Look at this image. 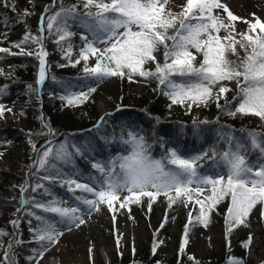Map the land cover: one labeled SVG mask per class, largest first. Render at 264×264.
Segmentation results:
<instances>
[{"label": "snow or ice", "instance_id": "snow-or-ice-1", "mask_svg": "<svg viewBox=\"0 0 264 264\" xmlns=\"http://www.w3.org/2000/svg\"><path fill=\"white\" fill-rule=\"evenodd\" d=\"M0 8L16 13L14 21L23 23L25 28L22 38L16 41L9 40L8 32L0 33V44L9 43L8 47H0L3 54L0 63L6 56H34L39 62L36 84L43 86L49 55L45 40L52 38L72 67L81 66L83 75L75 81L51 78L53 85L63 93L52 95L62 105L84 104L108 78H127L133 82L134 77H142L157 82L161 94L171 101L169 107L182 105L190 110L193 105L208 107L214 103L222 115L250 114L264 121V20L255 13L251 20L238 17L221 0H186L179 12L173 10L169 0H77L67 6L63 0H59L58 5L54 0L44 8L37 33L33 34L25 19L32 14L27 9L21 14L8 0H0ZM12 20L5 15L3 26L8 28ZM238 20L247 25L246 31L237 30L235 22ZM73 27L80 30L81 44L75 59ZM13 48L19 51H12ZM238 48L243 50V56L239 55ZM161 49L162 62L157 55ZM197 55L202 59L198 61ZM93 59L94 63L90 64ZM0 76L8 78L11 73L0 68ZM229 83H234L236 88L231 101L227 98L231 91ZM40 92L41 88L29 84L25 94L31 99L33 93L39 95ZM7 95L9 85L4 84L0 86V99ZM5 113L17 115L13 107L0 103V119L5 118ZM19 115H23V110ZM113 115L105 112L94 127L87 130L92 138L82 143H69L67 138L63 142L51 139L55 132L43 117L40 118L41 130L27 134L34 160L24 182L14 186L20 192L19 207L16 219L10 221L13 231L0 230V251L3 252L0 264H19L15 249L31 246L33 241L39 247H31V255L26 260L29 264H39L65 231L86 223V216L101 211L105 205L115 213L117 204L124 208L128 203H139L141 197L148 198L149 208L151 201L161 195L167 199L169 207L176 203L198 204L196 219L205 227L212 209L228 198L225 222L229 235L237 226L249 227V218L258 206V222H264V131H247L237 136L234 129L220 125L216 135L226 147L213 146L192 155L184 153L179 146H168L173 142L158 132L147 137L134 124L120 125L119 135L113 130L110 137L102 129ZM209 123L194 119L192 135L201 137V125ZM216 123L219 124V117ZM185 128L186 125L180 126L179 135L186 134ZM33 135L49 139L38 148ZM97 137L103 141L105 150L116 143L119 152L116 155L109 152L107 157L97 159ZM175 143L178 145L179 141ZM157 144L161 149L159 158L152 155ZM250 155H255V159ZM77 157L90 164V172L79 171ZM33 176L38 181L35 184L31 182ZM57 184L66 188L74 206L56 196L53 189ZM41 189L42 195L50 199L36 198ZM35 210H40V214ZM21 212L28 218L33 240L21 238ZM5 237H10L6 246ZM187 243L186 225L181 252ZM252 243L253 235L249 233L242 247L250 250ZM155 250L154 244L153 253ZM91 251L90 248V255ZM228 264H244V260L230 258Z\"/></svg>", "mask_w": 264, "mask_h": 264}, {"label": "rangeland", "instance_id": "rangeland-1", "mask_svg": "<svg viewBox=\"0 0 264 264\" xmlns=\"http://www.w3.org/2000/svg\"><path fill=\"white\" fill-rule=\"evenodd\" d=\"M236 1L238 2L237 4ZM221 2L227 3L229 9L238 17L251 20L252 14L255 13L257 17L264 20V0H221ZM53 3L54 0H33V2L27 6L29 13H32L35 17L33 24H31V20L28 16L25 17L27 26L31 28L33 34L37 33L39 28V17L43 13L44 8ZM169 3L173 6L174 11L179 12L181 10V5L186 3V0H169ZM5 15L13 18L8 28L3 26V18ZM224 15L226 16V14ZM14 17V13L11 12L10 9L4 10L0 8V33L8 32L9 40L11 41L22 38L25 32L24 24L15 22ZM235 23L238 31L244 32L247 30V25L240 20ZM72 30L76 32V36L72 39L74 45L73 59H75L81 47L79 38L80 30L76 27H73ZM45 35L47 36V33H45ZM8 46V42L0 44V47ZM45 49L49 53L47 57V81L51 76L52 72L50 71L53 70L52 66L60 65L68 61L63 58V55L53 43L52 38H47L45 40ZM12 51L19 50L13 48ZM27 57L28 56L22 55L8 56L7 64H0V68H3L5 73H10L12 62L18 63L20 60ZM198 57H200V55H197V58ZM91 63H94V59L90 60V64ZM35 65L37 80L39 62L37 61ZM82 75V68L80 66L79 73L68 76V79L75 81ZM149 82L148 79L134 77V81L129 82L125 88L121 86L119 80H116L115 77L108 78L84 104L70 107L66 104L62 105V102L58 99L60 111L62 112L61 114H63V112H73L82 122H87L88 125L85 128L89 130L94 127L105 112L113 113L114 116H117L119 113L126 112L130 109H138L144 95L146 96V100L150 102L160 103L165 99L170 105L171 101L161 94L159 88L152 89L151 92L146 95ZM4 84L9 85V95L0 99V103H4L8 107H13V113L17 115L5 113V118L0 119V152L3 153L0 157V194H6V202H4L0 208V228L2 229L8 226L12 227L10 221L16 219V208L19 207L16 200L20 198V192L18 187L14 186H19L24 182L29 172V165H31L34 160L31 146L27 142L28 137L25 135L19 136L22 132L28 133L32 130L31 121H38L41 124L40 118L43 117L44 121L49 123L50 127L55 132V136L51 137V139L57 142H63L65 138L69 140V143L74 141L78 142L77 138L75 139L74 137L70 140V137H68L69 135L66 134L62 128L51 125L52 105L49 96L42 92V87L44 85H39V88H41L40 94L34 100H30L27 98L28 95L25 94L28 84H17L11 81L10 77L5 78L4 76H0V86ZM228 86L231 91L227 93V98L232 99V97L236 95V88L234 83H229ZM78 90L79 89H73V91ZM125 98L126 101L123 102ZM102 103H105L107 106V111L105 112L101 110ZM117 108L120 110L117 111ZM185 108L187 107L182 105H171L168 120L171 122H181V113ZM204 108V106L197 107L193 105L192 109L194 112L191 121L196 119L198 122L207 120L210 123H215L218 117L217 114L212 111L205 112ZM21 110H23V115H19ZM37 111L40 114V118H38L37 115L35 116L37 118L33 117L38 113ZM58 111L59 110L55 112ZM228 119V117L224 118V124L222 125L234 129V125ZM151 122L155 123L154 120ZM258 129L264 131V125L258 126ZM113 130H115L116 133L117 127L115 124H112L109 119L105 128L102 129V132L106 131L111 137ZM92 135L96 134L93 133ZM98 140L99 138L97 137L96 141ZM8 141H11V143H8ZM209 142V147H226V145L220 142L219 138L215 140L211 138ZM112 145L114 146V143H112ZM198 152L200 151H192L189 154L195 155ZM112 154L116 155V152L114 151ZM160 154L161 149L155 146L152 155L159 158ZM251 159L254 160L255 155H252ZM204 162L205 161H201V163ZM81 165L79 160H77V168L81 173L86 174V170L82 168ZM41 175H43V173H41ZM31 182L33 184L36 183L35 179L32 180V178ZM64 190H66V188L60 186L59 188L54 187L53 189L56 196L68 201L69 206H74L71 196L64 195ZM226 200V205L224 206L225 214L227 213V207L230 202L228 198H226ZM194 204L195 203L185 206L184 203H176L169 207L167 199L161 195L151 201V208H149V200L147 197H144L139 203H128L124 208H120L117 204L115 213L109 211L105 205L102 207L101 211L93 212L90 217L86 216V223L79 228L65 231L58 243L45 253L44 257L39 261V264L47 263L49 258L57 259L59 264H120L124 262L125 258L133 259L149 249L153 251L154 244L156 245L155 253L157 254L159 264H167L176 252L182 253L187 260H192L193 258L195 260L202 258L221 259L228 252L227 249L237 245L238 242L241 241L245 235H249V233L253 235V243L247 255L248 261L253 264L264 262V222H258L259 206L253 210V215L249 218V227L237 226L233 229L232 234L229 235L225 220L220 225L212 224L207 227L188 223L187 218ZM35 211L37 214H40V210ZM19 215L21 217L19 228V232L22 233L21 238L25 241L33 240L28 230V218L24 216L23 212ZM113 215H115V220H113ZM35 223L36 222L33 220V224ZM186 225L188 227V243L184 247L183 252H181L180 246L184 240ZM117 240H119V244H117ZM31 247H39V245L33 241L31 246H17L15 251L17 252L16 259L19 261V264H29L26 257L31 255ZM90 248L92 250L91 255L89 252ZM2 255L3 252L0 251V256Z\"/></svg>", "mask_w": 264, "mask_h": 264}, {"label": "trees", "instance_id": "trees-1", "mask_svg": "<svg viewBox=\"0 0 264 264\" xmlns=\"http://www.w3.org/2000/svg\"><path fill=\"white\" fill-rule=\"evenodd\" d=\"M33 0H8L9 4H15L17 6L18 11L23 14L24 10L27 9V6L32 3ZM65 6L74 4L77 2V0H63ZM56 3L58 5L59 1L56 0ZM82 12L83 9H80ZM16 13H14V16ZM28 18L31 20V24L35 21V17L33 14L28 15ZM255 35V34H253ZM238 53L240 56L244 55V52L242 49L238 48ZM162 54H163V49L160 50L159 53H157L158 57L161 59L162 62ZM230 59L235 60V56H230ZM7 59L8 56L5 57L4 62L0 63L1 65L7 64ZM202 56L198 57L197 60H201ZM37 61L34 56L23 58L20 60L18 63L12 62L10 66V80L19 84V83H25V84H31L33 85L34 88H37L38 85L36 84V65ZM66 65L65 67H58V65H54L53 70H51V76L48 78L47 82L45 83V86L42 90V92L49 96V100L52 105V121L51 125H56L64 130L66 134H68L70 137V140L72 137L75 139L77 138L78 142H84L85 140L91 139V135L88 133L86 130L87 128V122H82L77 115H75L73 112H62L60 111V105L58 103V98H54L52 95L53 93L55 96L63 94L59 87H56L53 85L52 81V76H55L57 78H64L68 79V76L70 75H76L79 73V65L76 67H72L68 62L62 63ZM35 67V68H34ZM148 67H154V65H148ZM116 80H119L121 86L127 87L129 80L127 78H118L115 77ZM178 80L179 78L176 77ZM149 86L146 92V95L151 92L152 89L154 88H159L157 82L152 79L149 80ZM38 95L35 93L32 94L31 99L29 96L27 97L30 100H34ZM125 102L126 98L123 99ZM231 101L232 99L229 98ZM221 103H223V100H221ZM30 105V104H29ZM30 110L29 108H27ZM26 109V111H27ZM169 103L167 100H162V102L157 103L153 101H148L146 100V96L144 95L143 98L141 99V104L138 109H130L126 112H121L119 115L114 116L110 119L112 124H115L117 127V132L116 135H119L120 132V125L122 124H134L137 126V130H142V133L145 134L147 137H151L152 132H158V134L162 137H165L166 139L172 141L173 143L169 144L170 146H179L184 153L189 154L192 151H201V150H208L211 147H209V139L211 138L214 140L218 138L216 135V129L220 127V125L224 124V118H229L234 125V129L236 130L237 136H241L243 133H246L247 131H260L258 129V126L264 125V121H261L258 117H255L253 115H241L237 114L235 117L228 116V115H222L218 109L216 108L215 104L212 103L208 107H205L204 110L205 112L207 111H212L217 114L219 117V124L216 123H209L208 125H201V128L203 129L201 137H196L192 135V114L194 110L191 108L190 110L188 108H185L182 110L183 112L181 113V118L182 121H174L171 122L168 120V115L170 113L169 111ZM40 110V109H39ZM59 110L58 112H55ZM38 112V111H37ZM31 113V112H30ZM37 115L38 118H40L39 112L35 114L33 117ZM35 117V118H37ZM46 117V116H44ZM157 118L159 119V122L157 123ZM154 120L153 123L151 122ZM30 121V120H29ZM32 123V130L29 131L28 133H37L41 130V124L37 122ZM181 125H186L185 128V135H179V129ZM82 130V131H80ZM28 133L22 132L19 136L25 135L27 136ZM72 134V135H71ZM28 137V136H27ZM33 141L36 143L37 147L39 148L41 145H44L49 137L44 136V135H33L32 136ZM179 141V144L177 145L175 141ZM97 144V159L107 157L109 152H116V154L119 152V145L114 143V146L111 144L108 146L107 150L104 149L103 142L100 140L96 141ZM159 147L157 144L156 147ZM160 148V147H159ZM225 147H221L219 149H223ZM1 157V156H0ZM252 155H250V158ZM79 160L81 162V167L86 170V172L91 171L90 164L83 158H76V161ZM75 161V162H76ZM204 164H207V161L204 162ZM35 179V182L37 181L36 176L32 177V180ZM55 187L59 188V184L55 185ZM42 189L40 190V193L36 195V198L38 200H44L47 201L50 199V197H46L42 195ZM66 196L70 195L67 193V190H64ZM5 196L6 194H0V208L2 207V204H4L5 201ZM15 196V195H14ZM13 196V197H14ZM15 198V197H14ZM144 197H141V200ZM19 199L16 200V203L19 204ZM226 199L221 201L219 204H217L211 211L210 213V221L207 226L212 225V224H217L220 225L222 222L225 220L226 214L225 212V205H226ZM199 209L200 205L194 204L192 211L190 213L191 215V222H190V215L187 218L188 223H192L195 225H203L197 222V216L199 214ZM204 226V225H203ZM3 231L6 232H12L13 228L11 226L5 227V229L0 228ZM248 235H245L241 239V241L238 242L237 245L231 246L230 249H227V253L224 255L223 258H213V259H192V260H187L182 253L176 252V254L169 260L167 264H228L230 258H237V259H243L244 264H253L247 259V255L249 253V250H246L244 247H242V241L246 240ZM10 237H5L4 238V244L5 246L7 245L8 240ZM252 246V245H251ZM16 250V249H15ZM235 250V251H234ZM24 258V257H23ZM120 264H158V257L156 253H153L150 249L145 251L141 255H137L133 259H128L125 258L124 262ZM257 264H264V262H260Z\"/></svg>", "mask_w": 264, "mask_h": 264}, {"label": "bare ground", "instance_id": "bare-ground-1", "mask_svg": "<svg viewBox=\"0 0 264 264\" xmlns=\"http://www.w3.org/2000/svg\"><path fill=\"white\" fill-rule=\"evenodd\" d=\"M237 3L238 2L236 1V4ZM101 110H102V112L107 111V106L105 105V103H102L101 104ZM45 264H59V263H58L57 259H55V258H49L48 261H47V263H45Z\"/></svg>", "mask_w": 264, "mask_h": 264}]
</instances>
